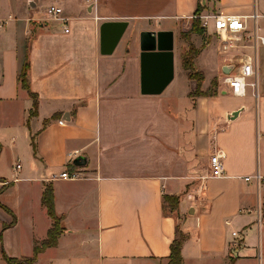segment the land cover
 <instances>
[{"label":"crops","instance_id":"obj_1","mask_svg":"<svg viewBox=\"0 0 264 264\" xmlns=\"http://www.w3.org/2000/svg\"><path fill=\"white\" fill-rule=\"evenodd\" d=\"M51 5L63 9L66 24L46 18ZM203 5L207 13L254 10V0ZM198 7L199 0H0L7 22L0 28V264H8L3 252L31 257L35 242L47 239V186L63 232L36 264H167L178 227L188 237L182 264H264V179L245 180L264 178V47L254 58L256 95L248 88L226 109L211 110L229 95L230 67L216 48L206 88L205 73L195 71L204 75L203 92L218 79L221 89L194 96L183 60L198 35L181 42ZM106 23L126 24L116 45L102 40ZM26 59L30 92L19 83ZM217 151L226 177L199 180ZM79 156L88 178L53 179L77 167ZM166 196L180 198L174 213L165 211ZM235 240L241 247L233 251Z\"/></svg>","mask_w":264,"mask_h":264},{"label":"built area","instance_id":"obj_2","mask_svg":"<svg viewBox=\"0 0 264 264\" xmlns=\"http://www.w3.org/2000/svg\"><path fill=\"white\" fill-rule=\"evenodd\" d=\"M207 0H205L206 2ZM206 8L200 14H194L188 17L190 20H199L206 34L214 35L219 41V51L227 56L230 71L225 74L224 84L226 91L235 97H245L248 88L254 90L257 84L251 81L256 76L255 70V54L264 47V0H254V10L248 15H228L224 13H207ZM63 9L57 5L49 6L45 15L48 20L62 21L67 23V19L62 16ZM7 24L6 21H0V28ZM66 32H69L66 29ZM251 51V53L249 52ZM63 123V122H61ZM224 153L217 151L210 158V172L207 175L200 176L198 179L205 181L209 178L222 179L225 178ZM21 165H16V170H20ZM88 178L74 167L72 170H65L59 176L53 179L64 180H80ZM255 180H263L264 178L257 174L253 177H246L247 182ZM240 213L250 214V210H240ZM234 238H239V232H233ZM241 247V241L235 240L230 243L233 251Z\"/></svg>","mask_w":264,"mask_h":264},{"label":"trees","instance_id":"obj_3","mask_svg":"<svg viewBox=\"0 0 264 264\" xmlns=\"http://www.w3.org/2000/svg\"><path fill=\"white\" fill-rule=\"evenodd\" d=\"M206 7L203 5V0H199V7L195 14H200ZM205 32L202 28L199 20H194L191 29L188 32L183 33V36L190 40L193 34H200ZM203 48L197 49L193 44H190L189 50L185 53L183 65L185 70L188 72V75L191 79H195L197 81V88L193 93L194 96H201L203 94L207 95H215L216 94V81L213 82L212 87L209 91H202V84L204 82V75L201 72L194 70V60L195 58L202 52ZM28 71H29V62L26 59L23 64L22 70L19 75V83L25 90H29V79H28ZM213 88V89H212ZM32 94V93H31ZM34 99L33 111L31 112V116H34L37 112V97L35 94H32ZM33 148L35 149V142L33 140ZM180 203V198L175 196H166L165 197V211L169 213H174ZM43 204L47 209V212L50 218L53 221V225L49 230L47 239L43 241H36L34 245V254L31 257H23V258H11L8 257L4 252L3 256L8 264H36L38 255L48 248L55 247L58 244L59 238L63 232V228L61 227V218L57 216L55 212V203H54V194L53 190L50 186H47L45 192L43 194ZM188 237L184 234L180 227L177 228V236L175 240L171 244V254L169 256V262L167 264H182L183 256H182V248L184 243L187 241Z\"/></svg>","mask_w":264,"mask_h":264},{"label":"rangeland","instance_id":"obj_4","mask_svg":"<svg viewBox=\"0 0 264 264\" xmlns=\"http://www.w3.org/2000/svg\"><path fill=\"white\" fill-rule=\"evenodd\" d=\"M203 2H205V0H203ZM196 35H198V36H195L192 42H191V40L186 39L181 43H183V45L189 46V44L191 42V44H193L197 49L203 48V50H202L203 53L199 56V58L196 61H194V63H195L194 70H196L195 68L197 67L201 72L203 71V73H205L207 80H206V83L204 85V88H206L210 84L211 77L213 75L212 72H214V70H215L213 62H216V60H217V63H218L217 55L219 52V41L215 36H209L205 32H202V33L196 34ZM216 48H217L218 52H217ZM217 63H216V65H217ZM178 72H179L178 74L182 73V71L180 69ZM218 77L223 78V74H218ZM219 81L220 80L218 79V84L216 83V93H219V91L221 89ZM194 82L197 83V81L195 79H194ZM196 87H197V84H196ZM221 95L222 94H220L218 100H213L211 102V110L220 111V110L226 109L231 104L236 103L239 99L237 97H234L232 94H229L226 96H221ZM201 172H205V173L210 172V167L208 166V164L204 163L198 169V173L201 174ZM211 186H212V184H210V187ZM198 189H199V187H198Z\"/></svg>","mask_w":264,"mask_h":264},{"label":"water","instance_id":"obj_5","mask_svg":"<svg viewBox=\"0 0 264 264\" xmlns=\"http://www.w3.org/2000/svg\"><path fill=\"white\" fill-rule=\"evenodd\" d=\"M125 26H126L125 23H106L101 29V37L103 42L114 40V43L116 45L125 30ZM159 49H162L160 45H159ZM152 51H154V49ZM224 72L229 73V69L225 68ZM85 161H86L85 157L79 156L75 159L74 165L77 167H83L86 164Z\"/></svg>","mask_w":264,"mask_h":264}]
</instances>
